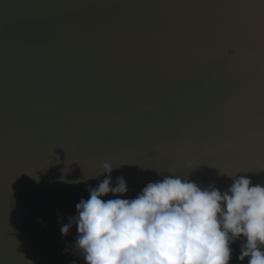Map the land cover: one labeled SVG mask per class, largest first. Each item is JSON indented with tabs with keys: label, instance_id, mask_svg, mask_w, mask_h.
Listing matches in <instances>:
<instances>
[{
	"label": "water",
	"instance_id": "95a60500",
	"mask_svg": "<svg viewBox=\"0 0 264 264\" xmlns=\"http://www.w3.org/2000/svg\"><path fill=\"white\" fill-rule=\"evenodd\" d=\"M203 3L0 0V165L24 166L5 176L11 206L0 224V264H84L75 224L65 236L60 228L105 178H89L105 161L114 167L112 186L126 181L122 199L170 175L221 191L232 183L227 175L264 185V170L196 163L192 152L163 147H199L217 134L221 105L243 83L222 59L181 63L169 55ZM149 147L163 157L142 166L114 157Z\"/></svg>",
	"mask_w": 264,
	"mask_h": 264
},
{
	"label": "clouds",
	"instance_id": "9594fccd",
	"mask_svg": "<svg viewBox=\"0 0 264 264\" xmlns=\"http://www.w3.org/2000/svg\"><path fill=\"white\" fill-rule=\"evenodd\" d=\"M101 168L89 178H105L60 228L65 236L75 224L74 247L84 264H231L237 241V264H264V185L219 172L232 179L221 191L170 175L122 199L124 178L112 186L114 167L105 161ZM109 193L117 198L102 199Z\"/></svg>",
	"mask_w": 264,
	"mask_h": 264
},
{
	"label": "snow or ice",
	"instance_id": "6c2138e0",
	"mask_svg": "<svg viewBox=\"0 0 264 264\" xmlns=\"http://www.w3.org/2000/svg\"><path fill=\"white\" fill-rule=\"evenodd\" d=\"M199 7L204 11L177 34L169 55L181 63L222 59L226 73L243 83L221 105L219 119L224 126L217 134L203 138L199 147L179 142L163 147L169 155L173 151L192 152L196 163L211 160L214 167L264 170V0H205ZM114 157L142 166L163 156L161 149L149 147ZM23 167L15 161L0 165V224L5 209L11 206V201L5 203V176L10 180L22 173ZM10 233L7 235L12 237Z\"/></svg>",
	"mask_w": 264,
	"mask_h": 264
},
{
	"label": "trees",
	"instance_id": "16d2710c",
	"mask_svg": "<svg viewBox=\"0 0 264 264\" xmlns=\"http://www.w3.org/2000/svg\"><path fill=\"white\" fill-rule=\"evenodd\" d=\"M239 244H240V241H237L236 243L231 245V247L233 249V258H232L231 264H237L235 257H236L237 252H238ZM245 264H246V262H245Z\"/></svg>",
	"mask_w": 264,
	"mask_h": 264
}]
</instances>
